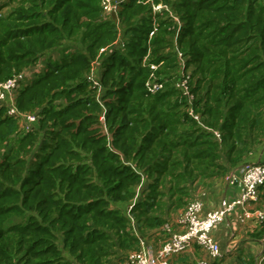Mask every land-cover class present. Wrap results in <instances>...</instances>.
<instances>
[{"label":"trees","instance_id":"obj_1","mask_svg":"<svg viewBox=\"0 0 264 264\" xmlns=\"http://www.w3.org/2000/svg\"><path fill=\"white\" fill-rule=\"evenodd\" d=\"M30 69L17 107L35 123L0 107V264H121L264 144V0H127L115 18L102 0L0 2V84Z\"/></svg>","mask_w":264,"mask_h":264},{"label":"built area","instance_id":"obj_2","mask_svg":"<svg viewBox=\"0 0 264 264\" xmlns=\"http://www.w3.org/2000/svg\"><path fill=\"white\" fill-rule=\"evenodd\" d=\"M6 0H0L3 2ZM127 0H102L104 14L113 16L117 10ZM153 12L156 15L162 11H168L171 16L181 21L171 12V7L164 3H152ZM156 21V20H155ZM157 30V24L154 23V29L151 31L152 37ZM179 55V77L177 85L185 96L191 101L193 94L190 91L189 74H186L185 60L180 50L176 48ZM154 71L158 69L157 65L153 66ZM38 69L24 71L0 84V107L5 106L7 113L11 116L18 117L22 125L30 128L37 120L35 115L22 113L17 107L18 91L23 83H28L33 77V73ZM152 74L147 82V89L151 93H157L164 88V82L154 78ZM190 114L195 119L199 116L189 108ZM215 135L220 138V133L215 131ZM231 184L237 183L240 187L239 195L234 199L223 197L218 208L210 210L205 215H200L202 201H196L177 218V223L181 230H173L171 225L166 226L168 231L167 237L159 244L158 247L150 245L148 241L143 240L138 250L131 251L127 259L121 264H169L170 259L188 251L196 245L201 246L212 259H220L225 254L223 248L215 236V230L218 225L231 215L238 207L243 209V219L255 217L260 223L264 224V201L261 199L264 188V159L260 161H249L240 166L237 171L233 172L229 179ZM262 250L260 261L264 260V235L261 238ZM194 264H209L208 261L198 260Z\"/></svg>","mask_w":264,"mask_h":264},{"label":"crops","instance_id":"obj_3","mask_svg":"<svg viewBox=\"0 0 264 264\" xmlns=\"http://www.w3.org/2000/svg\"><path fill=\"white\" fill-rule=\"evenodd\" d=\"M263 159H264V144L261 145L255 152H253L251 156H249L248 161L253 162V161H260ZM226 180H228V178ZM215 187L218 188L219 186H215ZM222 187H223L222 198L227 197L229 199H234L240 193V187L237 183L231 184L230 182L227 183L225 182V184H223ZM206 194L207 191H204L202 195L199 196L200 198L198 199L202 201V203L204 202L202 209L200 211V214L202 215H205L210 210H213L215 209V207L216 208L218 207L217 205L206 208V206H208L205 203L206 202L205 198L207 197V196L205 197ZM261 199L262 201H264V189L262 190ZM263 229H264V224L260 223L254 216L251 217L250 219H243V209L242 207H238L231 215H229L224 221H222L218 225V227L215 230V236L220 244L221 241L226 240V244H225L226 248L232 252L230 254H233L237 250L243 249L245 252L250 253L251 255L256 257L258 259V264H264L263 260L260 261V254L262 250V242L260 238L262 234L260 235V233ZM227 232H231L228 237H227ZM161 240L156 241L154 238H152L148 240V243L150 245L158 247L159 244L161 243ZM197 249L201 250L202 253L205 254L204 258H206V260L203 258H199L201 253L196 254ZM184 253L190 256L191 260L194 262L202 259L208 261V263L210 264L215 260L212 259V257L199 245L194 246L193 248L189 249Z\"/></svg>","mask_w":264,"mask_h":264},{"label":"rangeland","instance_id":"obj_4","mask_svg":"<svg viewBox=\"0 0 264 264\" xmlns=\"http://www.w3.org/2000/svg\"><path fill=\"white\" fill-rule=\"evenodd\" d=\"M9 12V8H7V9H5V10H3V13H8ZM171 12H173V10L171 9ZM174 13V12H173ZM228 179H229V177H228ZM225 182L227 183V182H230L229 180H223V181H219L218 183H217V185H215V186H219L218 188H216V187H214L213 189H209V190H205V191H207V194L205 195V203H206V205H208V206H206V208H208V207H212V206H217L218 205V207H219V205H220V201H221V199H222V196H223V192H222V189H223V184H225ZM205 188H200V192L202 193L203 192V190H204ZM218 202H219V204H218ZM204 203V202H203ZM203 203H202V206H203ZM217 207V208H218ZM204 209H205V206H204ZM215 209H216V207H215ZM200 215H202V214H200ZM177 216V215H176ZM175 216V220H177V218H178V216L176 217ZM179 226V227H178ZM177 226V230H181L182 228L180 227V225H178ZM230 233L231 232H227V237L230 235ZM226 237V238H227ZM161 239H163V238H160L159 240H161ZM221 246H223V249H224V254H228V255H230V253H232L230 250H228L227 248H226V240L225 241H221ZM198 253H201L200 254V256H199V258H203V259H205L206 260V258H204L205 257V254L204 253H202V251L201 250H198L197 249V253L196 254H198Z\"/></svg>","mask_w":264,"mask_h":264},{"label":"water","instance_id":"obj_5","mask_svg":"<svg viewBox=\"0 0 264 264\" xmlns=\"http://www.w3.org/2000/svg\"><path fill=\"white\" fill-rule=\"evenodd\" d=\"M113 17H117L116 13H113ZM242 166V165H241ZM238 168H236L233 172L237 171Z\"/></svg>","mask_w":264,"mask_h":264}]
</instances>
